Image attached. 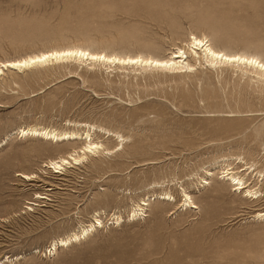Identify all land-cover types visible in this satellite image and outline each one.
<instances>
[{"label":"rangeland","instance_id":"obj_1","mask_svg":"<svg viewBox=\"0 0 264 264\" xmlns=\"http://www.w3.org/2000/svg\"><path fill=\"white\" fill-rule=\"evenodd\" d=\"M191 33L264 59V0H0V61L73 45L161 57ZM139 69L71 61L0 77V143L12 134L0 145V264H264V218L254 219L264 211V78L206 65ZM86 122L124 145L97 129L94 141L113 151L62 173L45 163L84 142L14 133L83 132ZM227 163L257 195L224 180ZM183 188L197 208L181 207ZM163 192L175 199L154 196ZM96 213L103 226L48 253ZM256 247L261 256L245 260Z\"/></svg>","mask_w":264,"mask_h":264},{"label":"bare ground","instance_id":"obj_2","mask_svg":"<svg viewBox=\"0 0 264 264\" xmlns=\"http://www.w3.org/2000/svg\"><path fill=\"white\" fill-rule=\"evenodd\" d=\"M183 46V45H182ZM238 58V59H236ZM78 62L86 63L91 66L95 63H100L111 70L114 67L128 68L132 67L133 69H157L164 70L167 72H193L196 71L199 66L206 65L209 68H220L223 67H233L246 70L247 72L255 73L260 78H264V59L255 55L248 54L244 52H229L224 49L216 47L211 39L208 36H199L195 33H191L188 41L184 44V47H173L172 50L168 53L167 56H153L145 55L142 53L136 54H119V53H110L105 50H92L87 47L73 45L61 48H51L48 50H43L38 53H32L25 55L20 58L7 59L0 61V77H2L6 70L22 71L25 69H30L38 66L51 65L62 62ZM255 61V63H251ZM119 69V68H118ZM225 69V68H224ZM125 70V69H124ZM140 70V69H139ZM198 72V70H197ZM183 76V75H182ZM79 123V122H78ZM81 125L87 127L83 132L78 130H59L52 127L45 126H26L21 127L18 130H15L17 136H24L30 138H39L51 142H84L80 149H73L70 152L60 155L54 159H49L45 166L53 169L54 172L59 173L66 170L68 167H74L75 165H80L84 163L85 159L88 157V154L94 153H105L110 152L112 149L104 146L103 143L94 141L93 135L95 131H105L107 135L111 134L116 137L119 141L117 147H123L125 137L118 133L113 132L109 129H105L100 126L90 125L89 123H81ZM83 126V127H84ZM14 134V135H15ZM12 136L9 135L6 139H3L0 145L5 144ZM119 149V148H118ZM113 151V150H112ZM90 156V155H89ZM225 158V157H224ZM238 162L243 163L244 158L236 157ZM228 162V158L223 160ZM247 164V163H245ZM245 168V167H244ZM248 171H252L251 165H247L245 168ZM208 176L213 175L210 170H206ZM18 176H21L24 179L32 180L37 175L35 174H26L18 172ZM222 178V177H221ZM224 180L235 187L236 191H240L241 194L245 193V196H255L258 194L256 189H252L248 185V180L239 175L238 172H235L233 168L230 167V164L227 163L226 168L223 171ZM36 179V178H35ZM201 185L204 183L206 185L210 182L208 178H201ZM200 183V182H199ZM183 196L185 197L181 207L186 209V207L197 208L196 203L193 200L192 195L185 188H183ZM154 195V194H153ZM44 195L37 194V198H43ZM158 199L170 201L174 200L173 194L169 192H163L157 195ZM149 199L143 198L138 202L132 209L131 215L133 217L141 216L145 207L149 205ZM28 204L34 205L35 202H29ZM31 209V207H29ZM182 209V208H181ZM96 213L95 219L86 227H82L80 230L73 231L65 237H59L54 240L52 247L47 251L49 254L56 253L58 247L67 246L73 242L80 241L84 239L98 227L103 226L102 220L97 217ZM264 211L258 212L254 215V219H263ZM117 221H120L121 217H116ZM116 222V221H115ZM260 247L249 250L247 254L243 256L245 260H253L261 256ZM251 260V261H252Z\"/></svg>","mask_w":264,"mask_h":264},{"label":"snow or ice","instance_id":"obj_3","mask_svg":"<svg viewBox=\"0 0 264 264\" xmlns=\"http://www.w3.org/2000/svg\"><path fill=\"white\" fill-rule=\"evenodd\" d=\"M236 59H238V58H236ZM251 63H255V61H251ZM261 67H264V65H260Z\"/></svg>","mask_w":264,"mask_h":264}]
</instances>
